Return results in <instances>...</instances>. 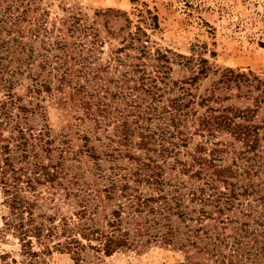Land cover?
I'll return each mask as SVG.
<instances>
[{"label": "trees", "instance_id": "16d2710c", "mask_svg": "<svg viewBox=\"0 0 264 264\" xmlns=\"http://www.w3.org/2000/svg\"><path fill=\"white\" fill-rule=\"evenodd\" d=\"M30 8L31 0H0L3 230L17 239L24 264L53 251L78 261L85 247L111 255L128 211L142 217L146 242L183 250L179 264H264V79L224 68L196 94L207 59L173 79V65L189 57L155 45L138 24L104 57L97 30L71 46L51 41L42 13L25 25ZM151 20L156 27L157 16ZM65 90L83 124L78 151L51 135L41 103L31 106ZM81 153L111 161L97 182L65 169Z\"/></svg>", "mask_w": 264, "mask_h": 264}, {"label": "rangeland", "instance_id": "374dc122", "mask_svg": "<svg viewBox=\"0 0 264 264\" xmlns=\"http://www.w3.org/2000/svg\"><path fill=\"white\" fill-rule=\"evenodd\" d=\"M39 13H42L39 19H43L42 31L51 41L61 40L71 46L86 42L90 38L86 33L91 28L97 30L103 42L100 55L104 57L109 49L120 45L127 30L138 24L155 45L189 57L188 61L181 59L173 65V79L190 77L197 71L199 59H207L211 69L207 75L201 74L192 86L196 94L209 88L224 68L250 70L264 79V0H31V8L26 13L29 23L25 25H36L35 17H39ZM152 15L157 16L156 27ZM24 87H19L17 92L26 102L29 97ZM65 92L43 94L46 100L34 98L31 106L41 103L51 135L57 140L65 136L68 146L78 151L83 144V124L77 126L80 112L68 98L67 90ZM1 95L0 92V99ZM36 121L42 123L44 119ZM103 137L98 128L92 134V144L97 147ZM118 163L124 166L127 161L120 159ZM64 164L69 175L77 172L81 181L93 183L98 181L101 169L108 170L111 161L105 156L93 159L81 153L70 154ZM44 189V186L39 187L41 191ZM69 201L75 203L72 197ZM7 212L0 186V264H24L17 239L3 230ZM141 223L140 215L125 213L122 231L116 234L114 252L109 256L96 248L85 247L78 261L71 253L53 251L37 264H179L184 261L183 250L161 242H146V237H140ZM91 244L95 245L96 241Z\"/></svg>", "mask_w": 264, "mask_h": 264}]
</instances>
